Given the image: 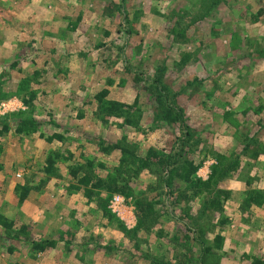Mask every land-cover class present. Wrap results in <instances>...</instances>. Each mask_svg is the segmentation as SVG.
<instances>
[{
	"label": "rangeland",
	"instance_id": "rangeland-1",
	"mask_svg": "<svg viewBox=\"0 0 264 264\" xmlns=\"http://www.w3.org/2000/svg\"><path fill=\"white\" fill-rule=\"evenodd\" d=\"M261 8L264 0H0V81L10 92L0 98V130L15 113H29L14 92L19 79L36 69L42 74L34 84L38 99L32 113L57 123L42 124L29 135L17 133L12 124L0 133V214L13 220L16 230L28 228L15 239L0 226V264L55 259L30 250L26 233L56 238L67 249V264H250V256L264 259V203L246 201L253 190L264 191ZM181 29L185 35L176 33ZM156 77L185 111L191 138L187 155L202 162L196 176L209 179L219 163L212 189L222 188L228 196L221 209L202 211L206 194L182 196L192 194L193 187L178 179L173 194L162 195L152 228L128 234L116 219L103 216L97 196L88 200L84 191L70 187L76 181L69 165L87 157L96 174L106 175L120 152L103 151L99 143L124 134L143 149L175 147L180 126L161 116L154 94L145 88V79ZM103 88L123 102L138 98L142 117L137 127L108 124L94 115V95ZM45 131L63 138L40 136ZM53 150L62 156L57 174L47 176L45 160ZM158 175L142 170L133 180L137 197L160 194ZM43 179L41 188L21 202L17 185L37 186ZM114 195L108 207L128 229L135 227L133 199L122 195L123 202H117ZM184 221L195 224L203 244L187 237ZM107 245L115 249L100 252Z\"/></svg>",
	"mask_w": 264,
	"mask_h": 264
},
{
	"label": "trees",
	"instance_id": "trees-1",
	"mask_svg": "<svg viewBox=\"0 0 264 264\" xmlns=\"http://www.w3.org/2000/svg\"><path fill=\"white\" fill-rule=\"evenodd\" d=\"M218 1V0H217ZM264 8L260 9L262 12ZM176 30V29H174ZM180 35H185V30L181 29L176 32ZM16 62H13V64ZM41 70L36 69L33 72H29L28 75L24 76L18 81V89L14 94L20 96L24 103H26L30 109L27 114H16L11 116V119L3 122V128L0 133L7 131L12 127H15L17 133L32 134L40 131L42 124L50 123L57 125L52 119H41L33 115L35 110L36 100L38 99V92L34 88V84L40 82L38 77L41 75ZM161 77L145 79V88L151 90L154 94L153 99L157 103L156 109L159 111L161 116L169 123L178 124L180 126V135L178 137L177 144L171 150H164L158 146L149 145L146 149H143L141 145H138L128 135H122L118 141H106L101 140L100 146L103 151L118 150L120 157L118 164L106 174L98 175L93 171V162L85 157V161H76L72 165H69V171L71 178L76 181L70 185L71 188L76 190L84 191V195L88 200H92L94 197L98 199V206L101 208L103 216L108 218L110 222L114 219L118 221L117 225L130 234L132 231L137 234L141 229L152 228V222L154 216L160 212L162 204V195L173 194L174 185L176 180H182L186 184V188H192V194L182 192V196H202L204 193L205 198L203 201V209L219 210L223 206V201L227 199L228 193L222 188L212 189V184L215 175L220 168V164L213 165L212 169L214 174L209 179H203L196 176L197 171L200 169L202 162L198 163L194 158H190L187 155V146L191 143L189 126L186 124V115L183 108L176 105L173 100L174 94H169L165 91V86L161 84ZM3 82L0 81V98L8 97L10 92L4 91ZM109 95V89L103 88L98 90L94 99L97 101L96 109L93 110L94 115L101 121L108 124H119V126H138L141 115V109L138 104V98L133 103L123 102ZM10 96V95H9ZM7 118V117H6ZM5 119V118H4ZM48 135L47 139L53 140L55 138H63V135L59 132L40 133V136ZM249 143L245 147V151L248 149ZM258 155V153H254ZM61 152L57 150L50 151L45 160L44 172L47 176L57 174L58 166L57 162L61 157ZM72 158V155L67 156ZM98 166H104L102 163L97 164ZM150 168L153 169L158 175L162 189L160 194H157L153 198L148 197H137L134 184V179H137L142 170ZM44 179L41 180L40 185H17L16 189L20 191L21 202L25 200L30 191L33 188L40 189ZM107 192L109 195L104 196L103 192ZM121 194L125 197H131L136 207L137 224L135 227L128 229L123 225V222L111 211L108 207V201L112 194ZM180 198H175V204L178 203ZM246 201L249 205L251 204H263L264 203V191L253 190L249 193ZM160 205V209L158 206ZM183 216H189L188 210ZM183 217L181 216L179 220ZM186 226L187 237H192L196 241L203 244L201 235L196 231L195 224L190 222H183ZM0 224L6 231L9 232L8 237L18 239L21 237L20 232L26 231L27 227L23 225L16 230L14 227L15 222L8 219L3 214H0ZM194 235H191V234ZM26 241L31 242L33 248L36 250L44 251L47 247L55 245L56 241L53 239H40L35 240L29 233L24 234ZM217 239H220V235H217ZM30 243V244H31ZM111 247V246H106ZM211 247H204V252L209 253ZM160 264V263H158ZM250 264H264L263 260H256L250 262Z\"/></svg>",
	"mask_w": 264,
	"mask_h": 264
},
{
	"label": "crops",
	"instance_id": "crops-1",
	"mask_svg": "<svg viewBox=\"0 0 264 264\" xmlns=\"http://www.w3.org/2000/svg\"><path fill=\"white\" fill-rule=\"evenodd\" d=\"M5 216V215H4ZM0 226H1V224H0ZM3 227V226H2ZM28 229V228H27ZM5 231V230H4ZM32 236V235H31ZM32 238L33 239H35V240H40V239H45V238H50V237H34V236H32ZM53 240H55L56 241V243H55V245L54 246H52V247H47L44 251H41V250H36L35 248H33V246H32V243L31 242H27V241H25L27 244H30V247H29V249L30 250H35V251H37L38 253H40V252H43V253H45L46 255H50L51 253L53 254V255H55V259L54 260H52L51 262H49V263H47V264H67L68 263V261L66 260V257L69 259V257H68V253H67V249H66V251H64V247H59V243L57 242L58 240L56 239V238H52ZM15 241H13V243H14ZM108 246V245H107ZM110 246V245H109ZM12 247V246H11ZM102 250H100V252H102V253H105V251L106 252H108V250H112V249H115L114 247H100ZM10 250H12L13 248H9ZM8 249V250H9ZM262 249L263 248H261V250L258 252V255H259V253L260 254H262L263 253V251H262ZM9 250V251H10ZM105 250V251H104ZM35 251H33L34 253H37V252H35ZM98 252V251H97ZM256 255V254H255ZM41 257V256H40ZM256 257V256H255ZM255 257L253 258V256H250V258H249V261H253L254 259H255ZM262 258V257H261ZM263 259V258H262ZM262 259H260V260H262ZM20 261V260H19ZM263 261H264V259H263ZM20 262H23V261H20ZM94 264H97V263H94Z\"/></svg>",
	"mask_w": 264,
	"mask_h": 264
},
{
	"label": "built area",
	"instance_id": "built-area-1",
	"mask_svg": "<svg viewBox=\"0 0 264 264\" xmlns=\"http://www.w3.org/2000/svg\"><path fill=\"white\" fill-rule=\"evenodd\" d=\"M113 198L117 202H123L124 200V197L121 194L114 195Z\"/></svg>",
	"mask_w": 264,
	"mask_h": 264
}]
</instances>
